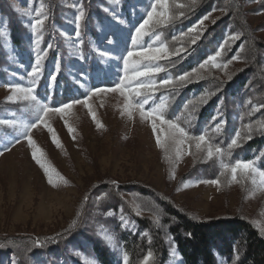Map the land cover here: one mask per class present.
<instances>
[{"label":"rangeland","instance_id":"obj_1","mask_svg":"<svg viewBox=\"0 0 264 264\" xmlns=\"http://www.w3.org/2000/svg\"><path fill=\"white\" fill-rule=\"evenodd\" d=\"M127 2L124 9L135 15L130 28L121 13V6ZM151 3L152 0H0V121L12 122L0 124V264H99L95 250L100 248L113 255L115 264H124L125 254L128 264H145L149 253L147 264H153L159 240L168 255L165 264H180L165 224L164 201L199 221L240 217L264 237V188L252 184V174L238 171L233 181L230 172L237 161L234 155L243 144L264 133V0H197L194 5L191 0H167L169 14L175 18L150 26L133 44L135 30L146 19ZM180 4L185 7H178ZM81 11L84 16L78 23ZM36 20L43 23L34 32L31 25ZM86 23L101 33L102 43L98 46L92 41L93 49L100 51L105 67L110 69L106 75L115 81L112 86L102 87L105 89L115 87L126 74L131 77L133 65L142 61L133 57L125 69L123 58L128 51L166 45L169 55L153 63L161 66L175 61L178 65L175 57L207 43L217 33L213 49L209 48L212 52L202 63L205 67L199 66L185 81L178 79L181 75H163L168 66L141 78L157 82L144 108H154L155 101L168 97L167 91L174 87L206 81L208 92L191 104L196 110L220 95L219 86L232 85L240 79L244 87L242 104L237 110L228 108L239 112L238 122L236 119L234 123L240 133L238 146L228 147L233 138H222L223 127L216 133L204 134L207 142L200 150L195 140L178 143L183 139L179 135L174 143L166 124L157 121V127L163 129L157 133L151 119L141 117L135 101L143 96L133 97L128 107L127 87L123 95L112 91L91 95L92 87L76 77V91L85 95L81 100L87 99V105L74 104L64 114L50 112L46 124L31 129L34 146L27 139L15 143L19 131L12 124H29L36 119V113L32 102L23 100L22 94L11 100L13 92L8 85L27 88L35 79L34 94L42 104L63 105L50 103L54 75L59 69L50 65L48 76L43 77L42 61L53 50L55 43L49 39L54 34L66 40L65 57L78 65L83 48L80 32ZM37 36L41 37L39 45ZM15 37L21 41V48L13 46ZM221 49V55L208 63ZM61 59L65 61L62 56ZM38 60L39 75L33 78L30 73ZM143 63L148 62L142 61L141 66ZM165 78L173 83L161 86ZM193 113L185 116L192 117ZM158 114L169 121L163 109ZM174 123L183 128L184 121ZM248 125L252 126L250 133ZM209 145L213 150L222 148L224 155L214 154L209 159ZM33 152L44 168L33 158ZM213 179L220 184L202 182ZM82 206L73 238L51 250L45 248L56 243L53 238L77 218ZM106 236H111L112 241L108 242ZM33 240L39 251H35ZM139 250L145 251L140 262Z\"/></svg>","mask_w":264,"mask_h":264},{"label":"trees","instance_id":"obj_2","mask_svg":"<svg viewBox=\"0 0 264 264\" xmlns=\"http://www.w3.org/2000/svg\"><path fill=\"white\" fill-rule=\"evenodd\" d=\"M128 4L127 2L123 7L121 6V13H124L123 20L126 27L130 28L134 24L132 23V16L135 15L134 12L129 14L124 9ZM84 27L80 32L83 37V48L82 60L78 65L71 63L65 57L66 50L63 47L66 40L63 37L52 34L49 39L52 44H55L53 50L42 61V75L43 77L48 76L50 65L59 69L57 74L54 75L55 83L52 87L51 104H65L84 98L85 95L76 91L78 88L73 81L75 77L79 79L80 83L89 84L92 90L96 87L108 86L109 84L112 86L115 82L111 75V78L106 75L110 69L105 67L106 61L99 54L100 51L98 53L93 49L92 41L98 46L101 45V33L97 32L92 26L89 27L88 23ZM120 30L122 31V29ZM216 34H213L207 43L203 41L204 43L193 46L185 55L175 57L179 59L177 61L178 65H176L175 61L161 65L162 68L168 66L163 75L170 73V77H176L192 73L207 60L208 53L212 52V47L217 41ZM114 45L117 46L116 43ZM13 46L21 48L22 43L18 37L13 38ZM61 56L65 58L64 62L62 59L60 60ZM117 72L116 70L115 73ZM121 72L122 68L119 69V73ZM76 74L83 76L85 80L77 77ZM240 81L238 79L232 85L231 83L222 84L218 87V89H221L220 95L211 99L205 105L196 108V110L191 108V104L208 92L209 84L206 81L174 87L172 90L167 91L168 97L156 100L154 105L155 107L160 104L164 105L163 111L167 120L173 122L184 121L183 128L189 136L196 137L208 132L216 133L217 125H220V127L224 128L222 138L228 137L232 139L238 132V127L234 123L239 116V112L233 113L228 108L233 107L232 109L237 110L242 104L244 96L242 89L244 87L239 83ZM40 86H43L41 82ZM190 111L194 112L193 116H185ZM234 158L240 161H251L261 170H264V133L243 144L240 151L234 155ZM162 204L167 208V211H165V224L169 228V234L176 247L180 264H264V237L246 220L240 217H225L199 221L194 216L177 209L166 201L162 202ZM83 208L82 206L77 218L60 232L56 239L55 237L53 238L56 243L51 247L47 245L45 248L51 250L73 238L78 231L80 214ZM39 240L46 241L45 239ZM33 241L35 251H39L35 240ZM155 247L156 254L153 264H165L168 255L165 252L163 243L159 240L155 243ZM5 250L12 249L5 247ZM95 252L99 264H115L113 255L102 248L95 250ZM138 252L140 260L137 261L140 262L145 251L139 250Z\"/></svg>","mask_w":264,"mask_h":264},{"label":"snow or ice","instance_id":"obj_3","mask_svg":"<svg viewBox=\"0 0 264 264\" xmlns=\"http://www.w3.org/2000/svg\"><path fill=\"white\" fill-rule=\"evenodd\" d=\"M197 3V0H191V4L194 5ZM178 7L183 8L185 5L180 4ZM150 10L146 13V19L143 21L142 24L135 30V37L132 40V43H136V39L141 37L142 35L146 34V29L150 28V26H153L157 23H166L171 22L172 19L175 18L174 15H170L168 11V3L167 0H152V3L149 6ZM162 9V11H161ZM183 13H181L182 15ZM84 13L81 11L79 13V16L77 17V22L79 23L80 20L83 19ZM208 17H204V19H207ZM41 20H36L32 25V29L34 32L38 30V27L42 25ZM203 23V20L201 21V24ZM190 31H195V29H191ZM232 39H235L236 37H231ZM40 36H37L36 44L39 45L40 43ZM195 43V40L192 41ZM223 50L217 51V53L210 58L208 63L214 62L218 56L221 55V52ZM168 49L166 45H160L157 47H150L145 46L141 49H139L136 52L128 51L126 56L123 58L124 67L125 69L128 68L130 61H132L133 57H140L142 58V61H147L148 63H143L141 66L142 61L137 60L136 64L133 65L132 68V75L129 77L127 74L118 80L115 87H112L110 89H105L102 87H96L92 90L91 95H95L97 92H103V91H112V92H120L122 95L124 94L125 87H127L130 90V95H128V107H131L133 104V97L139 98L143 96V99H136L135 106L141 110V117L144 119L150 118L152 121V128L154 132H161L163 131L162 128L157 127V121L160 122L161 125H167V128L169 129L168 136L169 138L176 143L177 142V135L182 137L178 143H184L185 140H195L196 141V148L197 150L201 149V146L207 142L206 135L202 134L196 137H189L188 134L185 132L183 128H180L177 126L176 123L172 121H166L164 117L159 113L161 109H163L164 105L160 104L158 107L151 108L150 110H145L144 106L145 104H148L149 100L152 98V90L157 87V82L150 79H141L150 77L151 75L155 73H159L164 71L165 69L162 68L159 63H153L158 61L161 56H168ZM201 68L205 67V64L200 65ZM226 67V65H224ZM40 68H39V60L37 61V66L31 70L30 75L33 78H36L39 74ZM191 74H184L178 77L180 81H185L187 76ZM54 79V77H52ZM127 80L128 84L125 85L124 81ZM133 81H138V83L134 84ZM172 80L170 78H165L160 82L161 86L164 85H170L172 84ZM10 90L13 92V96L10 97L11 100H15L19 94H22V98L25 101L32 102L33 109L36 113V119L33 120L29 124L24 123H18V124H12L13 127H17L19 131V135L15 139V143H19L21 139H27L30 145H33V141L31 140L30 132L33 127H38L41 123L46 124V118L48 117V114L50 112L54 113H67L74 104L82 103L87 105V99L84 100H74L71 103H65L60 106L55 107H49L47 104H42L38 99L35 93V79L32 81V86L27 88H21L18 86L8 85ZM142 89H146V92H142ZM203 100V98H202ZM250 103V101H249ZM93 119L95 117L93 116ZM12 122L8 121H0V124H8ZM220 125H217V131H219ZM247 129L249 133L252 130V126L248 125ZM71 131V129H70ZM240 138V133L237 132L235 135V138L232 139L231 143L228 145L229 148L238 146V139ZM250 138V137H248ZM157 142L163 146V144L160 141V137L157 136ZM10 150V149H9ZM2 154V153H0ZM223 156L224 152L223 149L220 147H216L214 150L211 145L207 148V157L211 159L213 155ZM33 158L36 160L38 164L42 168H44V164L41 162L40 157L36 154V152H33ZM221 164L223 165V161L221 160ZM226 170H228L227 165H223ZM242 172L245 175L252 174V184L256 185L257 183L261 188H264V170L258 169L254 166V164L251 161H239L237 160L234 165L230 168L231 172V178L233 181L236 180L237 172ZM45 172H48V169L45 168ZM221 175H224L222 172ZM257 177L259 178L257 180ZM49 182L51 183V176L49 175ZM206 183H212L219 185L220 181L218 179H213L210 181H202ZM158 222V221H157ZM105 239L108 242L112 241L111 236H106ZM39 246V242H38ZM151 258V254L149 253V256L145 258V264H147L148 260ZM124 264H128V257L125 254L124 256Z\"/></svg>","mask_w":264,"mask_h":264}]
</instances>
